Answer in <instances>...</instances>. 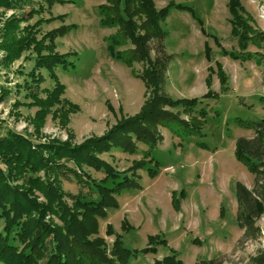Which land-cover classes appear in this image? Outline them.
I'll use <instances>...</instances> for the list:
<instances>
[{"label": "rangeland", "instance_id": "obj_1", "mask_svg": "<svg viewBox=\"0 0 264 264\" xmlns=\"http://www.w3.org/2000/svg\"><path fill=\"white\" fill-rule=\"evenodd\" d=\"M170 1L155 0V4L161 9ZM173 1L193 11L171 8L162 24L167 36L152 40L149 47L153 60L165 61L161 92L173 99L201 100L193 114L197 119L181 117L196 130H187L186 125H176L175 131L159 128L162 138L151 154L154 162L138 172L141 190H126L117 197L119 208L109 209L107 218L100 220L99 236L110 248L115 236H107L106 230L111 225L123 245L136 251L129 264H154L172 254L183 264H254L256 256L264 255V216L258 221L260 237L246 240L237 223L236 184L252 189L255 176L238 161L235 149L237 139L254 136L241 124L264 119V61L259 64L232 57L241 55L237 38L231 34L229 0ZM39 2L43 9L36 12ZM240 2L253 17L254 27L264 31V0ZM104 3L106 0H69L49 6L42 0H31L15 10L0 9V46L6 38L5 23L12 16L22 20L21 30L44 20L38 27V39L62 26H74L56 39V51L70 53V58L68 66L56 68L55 74L65 86L61 100L79 107L68 113L66 123L60 115L68 108L63 104L53 106L41 120L37 115L40 108L28 105L32 101L25 97L27 91L15 93L34 69L36 55L25 51L5 67L6 53L0 49V89L11 91L0 103V137L13 130L33 140L70 139L80 144L140 112L150 90L132 68L109 52L107 38L115 29L101 24L100 5ZM32 11L34 15L29 18ZM9 33L18 37L21 32ZM249 51L264 55V47L250 46ZM219 65L227 78L224 87L218 76ZM144 67L134 64L138 74ZM40 72L45 81L32 91L46 101L56 81L48 71ZM209 89L217 96L203 98ZM203 109L207 115L200 122ZM169 111L177 114L178 109ZM145 151L143 145L136 155L113 150L102 159L124 171L134 160H142ZM149 169L156 173L151 175ZM90 172L98 180L104 177ZM62 182L67 193H88L87 186L78 184L73 176L62 177ZM153 235L162 237L165 245H158L155 253H141Z\"/></svg>", "mask_w": 264, "mask_h": 264}, {"label": "trees", "instance_id": "obj_2", "mask_svg": "<svg viewBox=\"0 0 264 264\" xmlns=\"http://www.w3.org/2000/svg\"><path fill=\"white\" fill-rule=\"evenodd\" d=\"M42 1L53 6L69 0ZM30 2L0 0V9L15 10ZM38 4L39 10L36 12L43 9L42 2ZM171 8L193 11L173 0L161 9H157L155 0H106L100 5L101 24L115 29L107 38L109 52L112 57L132 68L135 76L150 90L138 114L120 119L103 135L92 136L80 144H74L70 139L64 142L56 139L33 140V137L13 130L0 137V264H129L135 256L136 251L132 252L123 245L122 237L114 234L111 225L107 226L106 234L114 235L115 239L109 248L105 238L99 236V222L107 218L109 209L119 208V195L126 190H141L138 172L154 162L151 154L162 138L159 128L175 131L176 125H186L187 130L194 132L196 129L190 127V121L181 117L183 114L197 119L193 114L201 104L197 98L173 99L161 92L165 61L152 59L149 43L164 40L167 36L162 24L167 20ZM228 9L231 34L237 38L241 55L232 57L262 64L264 55L250 52L249 47H264V31L254 27L253 17L240 0H229ZM34 12L29 14V18ZM19 20L12 16L5 23L7 33H21L16 37V34L10 36V33L4 32V45L0 46L6 53L3 63L9 67L25 51L33 52L36 57L29 78L23 85L17 86L15 93L27 91L25 97L32 101L28 105L40 108L37 115L41 120L53 106L66 105L67 110L60 113L66 123L68 113L76 112L79 107L61 100L65 86L56 76L55 69L68 66L70 53L57 52L55 42L74 26H62L38 39V27L44 20L22 30L19 25L22 20ZM135 63L145 65L142 74L135 71ZM41 70L48 71L56 81L52 91L47 92L46 101L37 91H32L45 81ZM218 76L224 87L227 78L220 65ZM10 94V90L1 88L0 103ZM215 96L217 94L209 89L203 98ZM169 109H178V112L176 114ZM206 115V110H200V122ZM241 125L252 131L254 136L237 139L235 155L255 179L252 189L240 182L236 184L237 223L246 240H256L261 235L258 221L264 216V119ZM181 131H185V128ZM140 145L146 147L143 159L134 160L127 170L119 171L102 159L103 155L113 150L136 155ZM149 157L151 161L147 159ZM90 171L102 173L104 177L98 180ZM149 172L151 175L156 173L153 169H149ZM68 176H73L78 184L87 186L88 193H67L62 177L68 179ZM165 243L159 235L149 236L148 247L142 249L141 253H155L157 246ZM154 264L183 263L172 254ZM254 264H264V255L256 256Z\"/></svg>", "mask_w": 264, "mask_h": 264}]
</instances>
